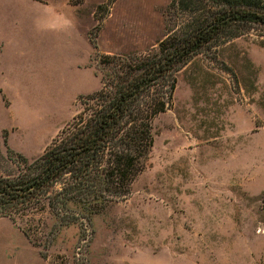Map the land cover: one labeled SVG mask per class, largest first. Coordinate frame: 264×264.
<instances>
[{
  "label": "rangeland",
  "instance_id": "374dc122",
  "mask_svg": "<svg viewBox=\"0 0 264 264\" xmlns=\"http://www.w3.org/2000/svg\"><path fill=\"white\" fill-rule=\"evenodd\" d=\"M170 3L0 0V177L186 22ZM175 80L128 197L86 231L48 209L1 218L0 264H264V29L204 49Z\"/></svg>",
  "mask_w": 264,
  "mask_h": 264
},
{
  "label": "trees",
  "instance_id": "16d2710c",
  "mask_svg": "<svg viewBox=\"0 0 264 264\" xmlns=\"http://www.w3.org/2000/svg\"><path fill=\"white\" fill-rule=\"evenodd\" d=\"M187 16L157 50L109 75L84 110L15 179L0 177V219L48 209L58 227L85 231L93 217L130 194L153 146L152 120L164 113L175 74L204 49L264 29V0H171ZM114 58L104 57L106 65Z\"/></svg>",
  "mask_w": 264,
  "mask_h": 264
}]
</instances>
